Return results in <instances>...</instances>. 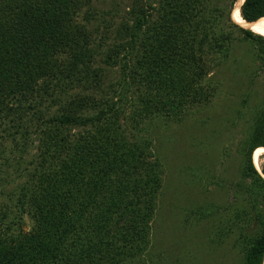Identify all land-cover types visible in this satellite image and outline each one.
I'll use <instances>...</instances> for the list:
<instances>
[{
	"label": "trees",
	"instance_id": "trees-1",
	"mask_svg": "<svg viewBox=\"0 0 264 264\" xmlns=\"http://www.w3.org/2000/svg\"><path fill=\"white\" fill-rule=\"evenodd\" d=\"M237 1L158 0L133 12L126 43L107 60L124 61L128 119L119 103L88 93L106 77L96 67L94 35L80 21L91 0H0V158L7 142L24 150L32 136L38 143L18 192L33 228L0 233V264H146L165 167L142 127L212 104L211 75L234 48L229 28L264 70V37L234 22ZM241 17L264 21V0H246ZM45 107H58L56 115ZM252 119L234 188L243 219L258 229L244 264H263L264 166L260 174L253 158L264 152V101Z\"/></svg>",
	"mask_w": 264,
	"mask_h": 264
},
{
	"label": "rangeland",
	"instance_id": "rangeland-1",
	"mask_svg": "<svg viewBox=\"0 0 264 264\" xmlns=\"http://www.w3.org/2000/svg\"><path fill=\"white\" fill-rule=\"evenodd\" d=\"M157 2L91 0L80 17L94 35L96 67L106 73L102 86L88 93L119 103L128 119L131 100L126 88L120 86L124 61L118 59L113 64L107 60L126 43L122 30L125 24H133V12ZM228 31L234 48L230 58L211 75L208 87L216 89L212 104L186 113L181 120L161 118L142 127L150 128L145 137L152 140V151L165 167L151 244L143 258L146 264H244V248L257 233L253 222L243 219V202L235 198L234 187L240 180L243 143L254 112L264 101V70L255 49L242 40L243 35L234 28ZM41 110L50 112V118L58 107ZM21 145L7 142L0 158V233L9 237L33 228L30 216L22 214L18 192L33 171L36 136L25 150ZM259 165L260 169L264 166V156ZM246 208L252 220L253 209L249 204Z\"/></svg>",
	"mask_w": 264,
	"mask_h": 264
},
{
	"label": "bare ground",
	"instance_id": "bare-ground-1",
	"mask_svg": "<svg viewBox=\"0 0 264 264\" xmlns=\"http://www.w3.org/2000/svg\"><path fill=\"white\" fill-rule=\"evenodd\" d=\"M244 1L245 0H239L238 4L235 5L234 12L232 14V18H233L234 22L237 25L243 27L245 30L250 31L256 35L264 37V21H260V22L254 23V24H249L242 19L241 15H240L241 14L240 9H241V7H242L241 5H243ZM262 156H264V152L258 153L254 156V163L257 167V170L260 172V174H261V169H260V165H259V160Z\"/></svg>",
	"mask_w": 264,
	"mask_h": 264
},
{
	"label": "water",
	"instance_id": "water-1",
	"mask_svg": "<svg viewBox=\"0 0 264 264\" xmlns=\"http://www.w3.org/2000/svg\"><path fill=\"white\" fill-rule=\"evenodd\" d=\"M238 2H239V0L237 1V3H236V5L238 4ZM246 2V0L244 1V3ZM244 3H243V5H244ZM243 5H241V6H243ZM242 8V7H241ZM240 12H241V9H240ZM241 15V14H240ZM264 264V263H263Z\"/></svg>",
	"mask_w": 264,
	"mask_h": 264
},
{
	"label": "clouds",
	"instance_id": "clouds-1",
	"mask_svg": "<svg viewBox=\"0 0 264 264\" xmlns=\"http://www.w3.org/2000/svg\"><path fill=\"white\" fill-rule=\"evenodd\" d=\"M260 173V172H259Z\"/></svg>",
	"mask_w": 264,
	"mask_h": 264
}]
</instances>
